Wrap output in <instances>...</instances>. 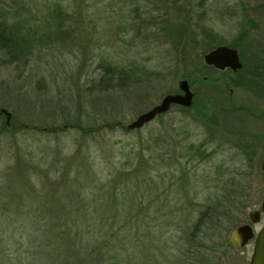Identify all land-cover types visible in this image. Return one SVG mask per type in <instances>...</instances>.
<instances>
[{
	"label": "rangeland",
	"instance_id": "1",
	"mask_svg": "<svg viewBox=\"0 0 264 264\" xmlns=\"http://www.w3.org/2000/svg\"><path fill=\"white\" fill-rule=\"evenodd\" d=\"M24 1L32 5L29 12L45 3L60 5L66 23L69 17L73 19L75 8L84 5L90 18L97 20L90 30H97L95 34L78 30L68 39L43 41L44 46L37 45L18 67L0 52V109L10 114V129L0 132V171L15 159L14 151H21L23 144L35 152L32 164L43 175L50 170L49 175L60 179L65 164L86 154L89 161L95 160L100 182L108 173L118 175L137 168L149 188L145 201L155 198L147 212L159 223L150 222L155 230L146 243L152 247L155 240L172 262L182 254L186 240L193 239L191 230L200 218L204 220L201 212L214 208L226 216L231 207H242V213L231 212V216L238 213L235 223L223 221L227 235L246 219V209L259 206L264 195V173L259 169L264 150L252 152L245 172L244 151L235 148L224 132L228 129L224 119L218 117L214 130L202 125L195 111L206 103L212 112L209 102L216 94L209 82L191 85L193 108L172 105L137 130L128 131L125 126L164 95L178 92V81L202 68L203 55L213 46L235 44L244 70L251 66L264 69V0ZM0 9L19 11L14 0H0ZM46 19L41 15L38 25L46 26ZM102 58L129 68L133 65L141 71L140 81H150L138 85L134 79L128 87L107 86ZM6 119L0 113V129ZM97 122H120L122 126L89 136L74 128ZM251 130L264 137L261 128ZM56 166L60 170H53ZM73 169L68 177H73ZM157 206L163 217L155 211ZM137 228L142 227L135 221L134 231ZM146 255L144 264H162L157 262L159 255L162 261L166 259L149 246Z\"/></svg>",
	"mask_w": 264,
	"mask_h": 264
},
{
	"label": "trees",
	"instance_id": "2",
	"mask_svg": "<svg viewBox=\"0 0 264 264\" xmlns=\"http://www.w3.org/2000/svg\"><path fill=\"white\" fill-rule=\"evenodd\" d=\"M14 1L19 11L0 9V52L7 57L8 63L17 67L24 58L31 56L37 45L44 46L43 41L68 39L78 30L94 34L97 30H90L97 20L90 18L93 16L87 14L84 5L75 8L73 19H67L68 23L75 25L71 29L63 18L65 12L60 5L45 3L38 7L34 4L37 12H29L31 3ZM97 11L94 16H97ZM39 15L47 17L44 22L46 26L38 25ZM227 45L237 49L235 44ZM100 61L103 73L108 74L106 78L103 77L107 86L116 83V86L128 87L134 79L133 83L138 82V85L150 81H140L141 71L133 65L129 68L128 65H118L106 58ZM203 65L202 71L197 69L185 76L190 85L204 81V69L207 67L205 63ZM109 74L114 77H109ZM180 107L189 110L193 105ZM76 116L80 118L82 113ZM5 125L0 132L9 128L7 121ZM116 126L122 125L120 122H97L93 126L74 128H79L82 134L89 136L102 130H112ZM42 130L47 131L49 128L43 127ZM20 148L21 151H14L15 159L12 158L0 171V264H144L147 246L154 253L157 250L163 253L165 261L160 259V255L157 260L162 264H201L199 251L202 244L196 235L210 213L201 212L204 220L200 218L191 230L193 239L186 240L182 254L172 262L167 252L158 249L155 240L153 248L150 243H146L152 239L149 236L155 230L149 225L150 222L159 223L147 212L155 198L153 196L145 201L149 188L144 185L143 174H139L137 168L131 171L126 169L118 175L108 173L105 181L100 182L96 180L98 167L95 160L89 161L85 153L65 164L66 169L61 170L60 179L49 175L50 170L43 175L39 166L32 164L35 152L27 144ZM72 168L73 177H68L67 172ZM53 170H60L59 166ZM134 205L136 212H133ZM208 210L216 216L220 215L214 212V208ZM155 211L163 217L160 207L157 206ZM149 217H153L151 221ZM135 221L142 227L137 228L138 231H134ZM213 223L226 226L221 220ZM154 257L158 255L154 254Z\"/></svg>",
	"mask_w": 264,
	"mask_h": 264
},
{
	"label": "flooded vegetation",
	"instance_id": "3",
	"mask_svg": "<svg viewBox=\"0 0 264 264\" xmlns=\"http://www.w3.org/2000/svg\"><path fill=\"white\" fill-rule=\"evenodd\" d=\"M205 66L207 68L204 69L206 74L203 75V82H209L211 84L209 86L215 91L216 95L212 96L213 99H210L209 102L212 112L208 111V106H205L207 104L204 102V106L201 104L199 106L201 110L198 108L195 115L199 120H202L201 123L204 127L210 126V129L213 130L215 129L214 125L217 126L218 124V117L224 119V122L228 124V129H225L224 132L231 137L230 141H232L235 148L244 151L242 154L244 155L246 172L248 158L252 152L259 148L264 150V137L251 130L257 127L264 132V69L251 66V68L246 67L244 70L242 61L241 67L235 70L229 67L217 68L206 63ZM198 71H202V68H199ZM190 88L192 90L191 85ZM225 90L228 91L227 94L224 92ZM238 91L241 92L240 95L237 94ZM192 92L195 95L193 90ZM193 103L194 97L191 106ZM246 118L247 121H245ZM206 123H209V125H205ZM244 176H247V174L244 173ZM245 187L247 188V185ZM244 195H242V198L245 197ZM263 199L264 195L259 199L257 208L246 209V219L239 221L237 225L229 230L227 235L226 226L213 222L216 220L224 221L226 218V221L235 223L236 215L239 212L242 213V207L238 204L231 207L230 213L226 216L220 213L219 216H216L214 213L209 212L208 222L199 227L196 235L200 240V244H202L201 252L203 254L200 251L199 253L204 264H250L255 238L264 227V211L261 208ZM233 209L238 212L235 216H231ZM251 215L256 218L255 222L252 221ZM244 225L251 227L252 237L244 240L241 235H236L235 241L237 243H234L231 238L232 231ZM249 248L251 252L248 255Z\"/></svg>",
	"mask_w": 264,
	"mask_h": 264
},
{
	"label": "water",
	"instance_id": "4",
	"mask_svg": "<svg viewBox=\"0 0 264 264\" xmlns=\"http://www.w3.org/2000/svg\"><path fill=\"white\" fill-rule=\"evenodd\" d=\"M203 61L206 64H212L217 68L229 67L233 70L241 67V61L239 59L238 50L228 45H218L213 49H210L203 55ZM194 93L190 88V84L187 79H180L178 81V92L168 93L162 97L160 102L147 109L146 111L138 114L131 122L126 124L127 130L139 129L146 123L152 121L157 115L165 113L169 110L171 105L176 104L184 107H190L193 102ZM0 113H4L7 116V123L10 118V114L4 108L0 109ZM260 170L264 172V159L260 163ZM262 210L264 211V199L262 201ZM251 214V213H250ZM252 221H256L251 215ZM252 229L249 225H244L236 228L232 231L231 238L234 243L236 235L246 240L252 237ZM250 264H264V227L259 231L255 238L254 249L251 256Z\"/></svg>",
	"mask_w": 264,
	"mask_h": 264
}]
</instances>
